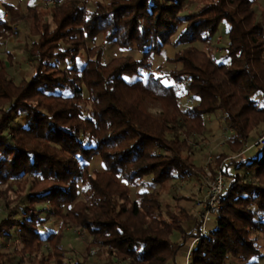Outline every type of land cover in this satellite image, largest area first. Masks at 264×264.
I'll list each match as a JSON object with an SVG mask.
<instances>
[{"label":"trees","instance_id":"1","mask_svg":"<svg viewBox=\"0 0 264 264\" xmlns=\"http://www.w3.org/2000/svg\"><path fill=\"white\" fill-rule=\"evenodd\" d=\"M193 1L95 0L87 8L84 0H55L47 13L30 4L24 10L1 5L7 18L0 14V40L18 22L25 24L33 41L23 51L33 73L14 83L7 72L12 55L8 65L0 59V199L7 208L0 235L14 233L20 245L0 248V264H20L28 256L37 264H66L59 232L67 226L86 231L88 248L102 250L109 261L176 264L188 240L199 237L200 225L187 231L192 218L186 209L163 210V187L175 179H214L219 171L229 178L225 200L191 249L189 264L261 259L254 237L264 243V147L234 164L237 171L247 170L242 178L230 174L223 154L206 171L196 166L187 157V139L202 136L206 117L218 112L228 121L232 154L264 128V105L258 103H264V24L254 0H210L182 15ZM222 21L229 29L217 63L192 45L210 46ZM96 37L134 47L139 57L104 62L101 46L88 47ZM181 45L187 48L165 59L178 67L155 76L162 69H152V58ZM82 54L85 62L79 64ZM65 63L70 65L60 68ZM179 93L196 103L181 108ZM148 100L158 104V113L149 111ZM20 117L23 125L11 126ZM94 158L102 171L90 169ZM28 179V193L21 194ZM142 187L149 190L132 199L131 188ZM10 192L18 194L9 200ZM24 200L13 218L12 205ZM41 204L61 221L59 232L42 231L43 210L36 208ZM174 233L178 241L171 239ZM45 244L48 254L42 253Z\"/></svg>","mask_w":264,"mask_h":264},{"label":"rangeland","instance_id":"2","mask_svg":"<svg viewBox=\"0 0 264 264\" xmlns=\"http://www.w3.org/2000/svg\"><path fill=\"white\" fill-rule=\"evenodd\" d=\"M45 1H51L48 5ZM95 0H84V4L87 8H91V5ZM102 2H107L108 0H99ZM168 1V0H167ZM255 6L258 13V20L260 23L264 24V0H254ZM10 4L12 6L19 5L20 10H24L26 5H35L42 7V11L48 12V8L54 6L55 0H0V14L3 15V18H7V15H4L2 4ZM210 3V0H194L190 5H186L183 8L182 15L193 14L200 11L203 7L207 6ZM262 13V14H261ZM229 26L227 23L222 21L219 26L215 36L211 40L210 46H202L201 44L195 43L192 46L198 50L204 51L208 55H213L215 62L221 60V55L224 53V47L227 44V32ZM12 34H7L6 38L0 40V59L4 62L5 65H8L6 62L7 54L12 55V61L7 69L9 77L17 83L23 78H29L32 75L31 63L28 56L24 53V46H29L33 41V38L29 36L27 26L23 23L18 22L12 27ZM92 45H98L103 48L104 56L103 61L108 62L110 59L121 56H131L132 58H138L139 54L134 47L129 49L118 48L112 44H107L104 42L102 37H96L93 41H88V47ZM187 48V45H181L177 47L167 46L163 49L162 53L158 57H154L151 60L152 69L157 67L162 69V72H155V76L163 75L167 71L178 67V65L170 64L165 61L166 58L172 59L175 53L179 50ZM85 62L84 55H81V58L78 59V63L82 64ZM70 64L65 63L60 66V68L68 67ZM165 84H168L166 81ZM180 107L186 108L191 107L196 103V100H192L189 97H184L180 94ZM259 105L263 106L264 103L259 101ZM147 106L150 112L158 113L160 111L157 103L147 101ZM24 118H15L11 123V126L18 127L23 125ZM205 128L206 132L202 136L198 137H188V142L191 147V152L187 157L196 165L202 168L207 167L208 163L211 160L216 159L217 156L221 154L226 155V158L232 157V160L225 161L223 163L229 165L230 174L238 173L242 178H247V170L237 171L234 169L235 163L239 159H244L252 157L256 152L257 145H254L256 139L264 133V128L259 126L251 133V138L246 144L245 148L236 154H232L227 148V138L231 134V130L228 125V121L222 114L219 112L214 115H209L205 119ZM179 139H183L181 134H177ZM235 164V165H234ZM89 167L92 171L100 172L102 171V165L98 158H94ZM207 179H210L208 176L203 178H185V179H175L173 181L167 182L161 192L160 201L163 210H169L171 212L177 211L178 208L182 207L186 209L191 215V222L185 224L184 227L187 231H194L198 225V212L200 206L198 207V202L203 199L204 196V183ZM40 177L34 178V181H39ZM211 180V179H210ZM24 181V180H23ZM28 183L21 194L28 193L30 188L31 180L28 179ZM33 182V181H32ZM225 182H229V178H225ZM24 187V186H23ZM3 188V187H2ZM16 188V187H15ZM149 190L148 187L142 188H131V197L134 199V194L140 193L143 191ZM17 192L19 193V188L17 187ZM9 193V200L15 198L18 193ZM16 194V195H14ZM26 204V200L22 202L21 205H12V217L18 218L21 214V207ZM37 209L43 210L40 214V218L44 219V225L42 231L46 234L47 232H59L61 228V221L48 213V205L41 204L36 206ZM7 212V208L4 207L3 200L0 199V220H2ZM60 227V228H59ZM212 227V223L207 225V230ZM62 236L60 246L64 249V262L66 264H74L76 261L85 260L86 264H122L117 261H109L106 258L102 250L96 248H88L90 238L86 231L79 230L78 228L73 227H62L59 232ZM256 244L262 254L261 259H249L248 261H242L239 259L230 258L228 264H247L251 261H256L258 264H264V243L260 235L254 237ZM173 241L179 240V235L174 233L171 237ZM195 239V238H193ZM193 239L188 240L185 246L179 251L176 264H184L187 256V248ZM20 245L17 242V237L14 233H10V236L4 237L0 235V248L1 251H11L14 248H19ZM43 254L50 253V247L45 244L42 248ZM20 264H37L38 259L35 257H25V259L20 260Z\"/></svg>","mask_w":264,"mask_h":264},{"label":"built area","instance_id":"3","mask_svg":"<svg viewBox=\"0 0 264 264\" xmlns=\"http://www.w3.org/2000/svg\"><path fill=\"white\" fill-rule=\"evenodd\" d=\"M48 5L51 1H45ZM254 145L259 147H264V133L259 136ZM232 157L226 158L225 161L232 160ZM205 171L207 170L206 167L203 168ZM225 188L226 182L224 175L219 171L217 172L214 179H207L204 183V196L201 201L198 202V206H200V210L198 215L197 222L200 225V235L199 237L193 239V241L189 244L187 248V256L186 261L184 264L190 263V253L193 246L196 244L197 240L203 237L207 231V225L212 223L219 212L220 206L222 202L225 200ZM197 225V226H198Z\"/></svg>","mask_w":264,"mask_h":264},{"label":"crops","instance_id":"4","mask_svg":"<svg viewBox=\"0 0 264 264\" xmlns=\"http://www.w3.org/2000/svg\"><path fill=\"white\" fill-rule=\"evenodd\" d=\"M199 207V206H198Z\"/></svg>","mask_w":264,"mask_h":264}]
</instances>
